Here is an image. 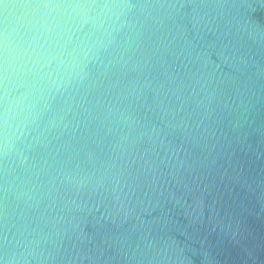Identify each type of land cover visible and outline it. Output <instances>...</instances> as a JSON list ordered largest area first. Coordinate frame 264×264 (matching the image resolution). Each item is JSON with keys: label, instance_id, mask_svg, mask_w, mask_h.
Here are the masks:
<instances>
[{"label": "water", "instance_id": "obj_1", "mask_svg": "<svg viewBox=\"0 0 264 264\" xmlns=\"http://www.w3.org/2000/svg\"><path fill=\"white\" fill-rule=\"evenodd\" d=\"M0 264H264V0H0Z\"/></svg>", "mask_w": 264, "mask_h": 264}]
</instances>
